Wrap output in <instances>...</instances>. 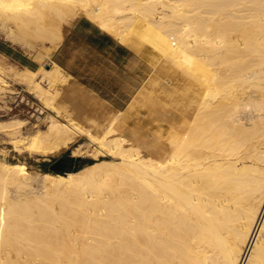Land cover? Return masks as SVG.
<instances>
[{
    "label": "bare ground",
    "instance_id": "1",
    "mask_svg": "<svg viewBox=\"0 0 264 264\" xmlns=\"http://www.w3.org/2000/svg\"><path fill=\"white\" fill-rule=\"evenodd\" d=\"M78 14L151 72L112 108L70 100L68 72L41 64L55 114L25 148L56 153L81 132L94 162L0 158V264H264V0H0L2 25L40 47ZM25 124L0 118V131Z\"/></svg>",
    "mask_w": 264,
    "mask_h": 264
},
{
    "label": "crops",
    "instance_id": "2",
    "mask_svg": "<svg viewBox=\"0 0 264 264\" xmlns=\"http://www.w3.org/2000/svg\"><path fill=\"white\" fill-rule=\"evenodd\" d=\"M2 52L20 67H37L36 60L8 42ZM51 58L68 72L64 87L70 95L67 98L77 103L101 102L112 108L129 101L151 72L145 59L83 15L68 25Z\"/></svg>",
    "mask_w": 264,
    "mask_h": 264
},
{
    "label": "rangeland",
    "instance_id": "3",
    "mask_svg": "<svg viewBox=\"0 0 264 264\" xmlns=\"http://www.w3.org/2000/svg\"><path fill=\"white\" fill-rule=\"evenodd\" d=\"M68 15L70 16L71 14ZM68 15L65 14L64 16ZM79 16L82 15L78 14L63 21V34L74 18L76 19ZM91 20L94 21V19ZM12 27L14 25L11 23L6 22L5 25L0 24V73L7 79L6 86H0V118H9L11 116L22 117L26 118V124L22 127L21 134L11 135L0 131V158L4 157L8 161L18 162L28 167L31 171L51 170L49 169V164L56 158L64 155L78 156L77 167H82L85 164L92 163V161L94 162L92 146L95 143L91 144L88 137L81 132L76 134V139L73 142L56 153L45 154L38 151H29L25 148V144L28 143L32 133L37 128L32 125L38 124L40 128L44 129L47 125V115L49 113L55 114L54 111L46 106L42 99L46 92L52 91L53 84L43 75L41 64L50 66V64L55 62L52 60L51 55L59 43L54 46L50 40H46V44L48 43L52 46L49 51L45 47L48 44L42 45V47H45L43 48L45 51L50 52V58H47L44 56L46 52L43 54V49L40 47V40L38 38L36 39V36L23 34L17 29L15 31V28L13 29ZM7 42L30 58L36 60L37 67L34 69H25L6 56L2 52V46ZM147 62L152 68V64L149 61ZM13 138L21 139L22 143L12 142ZM104 152L107 153L106 151ZM100 158L111 159L112 157L107 153L105 156H100ZM33 182L34 185H37V181Z\"/></svg>",
    "mask_w": 264,
    "mask_h": 264
},
{
    "label": "water",
    "instance_id": "4",
    "mask_svg": "<svg viewBox=\"0 0 264 264\" xmlns=\"http://www.w3.org/2000/svg\"><path fill=\"white\" fill-rule=\"evenodd\" d=\"M78 158V156L73 157L72 155L60 156L49 164V169L54 170L55 172H65L66 170L77 169ZM65 159L68 160L64 161Z\"/></svg>",
    "mask_w": 264,
    "mask_h": 264
},
{
    "label": "flooded vegetation",
    "instance_id": "5",
    "mask_svg": "<svg viewBox=\"0 0 264 264\" xmlns=\"http://www.w3.org/2000/svg\"><path fill=\"white\" fill-rule=\"evenodd\" d=\"M68 160V159H67ZM66 159L64 161H67Z\"/></svg>",
    "mask_w": 264,
    "mask_h": 264
}]
</instances>
